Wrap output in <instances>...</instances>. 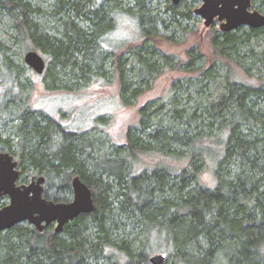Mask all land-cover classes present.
<instances>
[{
    "label": "trees",
    "instance_id": "obj_1",
    "mask_svg": "<svg viewBox=\"0 0 264 264\" xmlns=\"http://www.w3.org/2000/svg\"><path fill=\"white\" fill-rule=\"evenodd\" d=\"M56 2L65 17L63 37L44 33L34 19L42 12L29 0H0V15L14 21V38L49 57L47 89L73 90L63 84L65 78L85 79L114 57L120 98L129 105L138 97L136 85L157 70L156 50L148 43L156 28L151 0H127L124 6L120 0ZM253 2L264 14V0ZM169 11L170 23L161 21L167 29L179 18H192L177 5ZM121 13L137 19L142 38L139 45L125 47L128 55H117L108 37ZM242 28L212 36L214 54L227 68L217 98L189 109H180L174 99L169 122L176 124L169 126L157 119L155 105L146 103L137 126L127 130L125 145L108 152L101 149L105 140L69 131L8 96L22 74L6 62L1 74L9 90L0 96V123L13 124V137L0 135V152L16 147L20 167L45 173L52 189L72 192V179L79 176L92 190L95 210L69 222L60 234L52 226L39 232L24 223L0 233V264H151L156 254L166 255L164 264H264V50L256 53L251 46L254 40L264 42V27L240 33ZM200 58L193 48L179 64L195 74L188 82L196 78L198 89L218 80L215 61L202 69L195 64ZM232 66L246 74L238 75ZM248 68L254 74L248 75ZM31 70L25 69L28 78ZM173 88L177 93L180 86ZM153 156L154 163L144 160ZM44 197L69 202L58 193Z\"/></svg>",
    "mask_w": 264,
    "mask_h": 264
},
{
    "label": "rangeland",
    "instance_id": "obj_2",
    "mask_svg": "<svg viewBox=\"0 0 264 264\" xmlns=\"http://www.w3.org/2000/svg\"><path fill=\"white\" fill-rule=\"evenodd\" d=\"M29 1L42 12L40 15L34 17V19L41 25L44 33L51 36L63 37L61 24L65 17H63L61 11L56 7V0ZM120 1H122L121 6L127 3V0ZM252 4V10L259 11L260 8L258 6L255 7L254 2ZM171 5L172 2L169 0H151L149 9L151 16L155 17L156 28L154 29L152 40H149L148 43L155 47L156 53L153 60L157 62V70L145 82L136 85L139 90L138 97L132 99L130 104L126 106L120 98V83L117 80V73L115 72L114 57L105 61L103 70L93 72L95 74L92 76L89 74L85 79H73L69 81L68 78L61 75L66 80L63 84L68 83L73 88V90L69 91L64 89L57 91L47 89L46 74L37 75L31 70L32 76L28 78V72L25 71L28 67L24 62V56L31 49L28 48L27 42H21L14 38L13 19L8 15H0V96L9 90L8 84L2 81L4 80L2 74L5 73V63L8 62L15 72L20 71L22 74V76H19L17 89L15 87L12 90L10 89L7 93L9 94L8 96H14L19 100L26 101L39 114L47 115L59 121L69 131L75 133L86 132L91 139L99 138L105 140L107 145L101 148L104 152L113 151L116 147L125 145L126 132L131 126H137L140 119V109L146 103H153L155 106L152 109L158 110L156 112L157 119L164 120V124L169 126L170 124L167 123H172L169 121L172 119L174 99L178 101L177 107L189 109V107L191 108L195 103L200 102L204 98L208 97L210 100L217 98L224 90L222 81L224 76L227 75V68L222 63L223 59L214 54L211 43L212 36L216 31L220 30V22L216 20L210 28L206 27L204 20L194 13L195 9L202 5V1L187 0L177 5L178 11L189 12L192 18H179V22L174 23L167 29L161 21L165 20V22L170 23L172 20L173 15L169 11ZM116 21L117 27H115L113 33L108 37L112 40L113 44L119 46L117 48L116 46L112 47V44L109 42H107V45L109 49L112 47L117 55H128L125 47L132 43L139 45L142 40L138 21L134 17L123 13L117 14ZM77 22L83 23L80 20H77ZM248 29L249 27H243L240 33L248 32ZM263 43L262 41L259 43L254 40L251 46L256 53H261L264 50ZM103 45L107 48L106 44ZM193 48L202 54V58L195 62L197 67L208 69L215 61L214 67L218 73V80L216 82L208 80V87L198 89L196 78H192V83L188 82L190 77H193L195 74L188 69H182L179 65L186 63L187 52ZM40 54L48 64L50 61L49 57L44 53ZM167 57L170 59V67L165 65ZM243 57L249 63L248 55H244ZM232 67L238 75L242 76L241 73L246 74L236 66ZM248 69V75L254 74L255 70ZM61 74L63 73L61 72ZM8 77L11 78L12 76ZM249 78L251 77L247 76L244 79L251 82L253 79L250 80ZM174 83L180 86L177 93H175L173 88ZM174 123L173 121L172 124L174 125ZM11 125L13 124L0 123V135L2 139L13 137ZM174 129L177 130L175 127ZM213 134L218 135V132H213ZM14 142L16 143V140ZM9 152L19 161L17 156L18 149L16 147ZM144 160L148 163H154L157 161V158L153 156L144 158ZM209 171H206V175L208 178H211ZM21 172L19 185H29L33 179H37L41 175L46 176L45 173L39 174L31 167H28L26 170L21 168ZM45 193L64 195L69 199V202L73 199V191L52 189L47 186V181ZM8 204V197L0 198V208ZM24 225L33 227L28 222H25ZM52 227L53 229L55 228L54 226ZM145 240L146 238L143 239V241ZM168 264H172V262L170 261Z\"/></svg>",
    "mask_w": 264,
    "mask_h": 264
},
{
    "label": "water",
    "instance_id": "obj_3",
    "mask_svg": "<svg viewBox=\"0 0 264 264\" xmlns=\"http://www.w3.org/2000/svg\"><path fill=\"white\" fill-rule=\"evenodd\" d=\"M179 5L184 0H169ZM195 14L210 28L216 20L220 31L234 32L241 27L259 29L264 27V14L252 10V0H201ZM26 64L38 75L45 73L47 63L37 51L31 50L24 58ZM20 163L10 152H0V198L8 197L9 204L0 209V233L28 222L43 232L50 226L62 233L65 226L83 214L95 210V200L90 187L79 176L72 179L73 199L68 203L54 202L44 197L46 177L41 175L29 185H19ZM165 254L150 258L151 264H164Z\"/></svg>",
    "mask_w": 264,
    "mask_h": 264
},
{
    "label": "bare ground",
    "instance_id": "obj_4",
    "mask_svg": "<svg viewBox=\"0 0 264 264\" xmlns=\"http://www.w3.org/2000/svg\"><path fill=\"white\" fill-rule=\"evenodd\" d=\"M29 52V51H28ZM26 55V54H25ZM24 58H25V56H24ZM24 62H25V60H24ZM25 64H26V62H25ZM27 65V64H26ZM28 66V65H27ZM29 67V66H28ZM3 198V197H2ZM1 209V208H0ZM20 225V224H19ZM12 229V228H11ZM8 230H10V229H8ZM8 230H6V231H8ZM37 230V229H36ZM54 230H55V228H54ZM38 231V230H37ZM4 232V231H3ZM40 232V231H39ZM56 232V231H55ZM58 234H60V233H58Z\"/></svg>",
    "mask_w": 264,
    "mask_h": 264
},
{
    "label": "flooded vegetation",
    "instance_id": "obj_5",
    "mask_svg": "<svg viewBox=\"0 0 264 264\" xmlns=\"http://www.w3.org/2000/svg\"><path fill=\"white\" fill-rule=\"evenodd\" d=\"M19 162V161H18ZM20 169H21V167H20ZM21 174H22V172H21Z\"/></svg>",
    "mask_w": 264,
    "mask_h": 264
}]
</instances>
